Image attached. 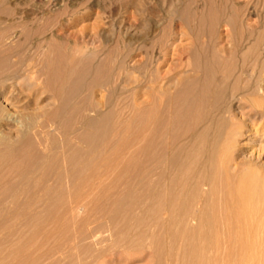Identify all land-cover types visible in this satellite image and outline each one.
Returning <instances> with one entry per match:
<instances>
[{"label":"rangeland","instance_id":"rangeland-1","mask_svg":"<svg viewBox=\"0 0 264 264\" xmlns=\"http://www.w3.org/2000/svg\"><path fill=\"white\" fill-rule=\"evenodd\" d=\"M0 52V264H264V0H0ZM214 148L222 245L203 247L186 220ZM241 168L253 222L229 190Z\"/></svg>","mask_w":264,"mask_h":264},{"label":"bare ground","instance_id":"bare-ground-1","mask_svg":"<svg viewBox=\"0 0 264 264\" xmlns=\"http://www.w3.org/2000/svg\"><path fill=\"white\" fill-rule=\"evenodd\" d=\"M1 53V52H0ZM16 73V72H15ZM10 79H11V77L9 76V75H2V77H1V79H0V84H2L3 82H9L10 81ZM10 83V82H9ZM158 84V83H157ZM1 86V85H0ZM147 89V88H146ZM214 89V88H213ZM216 91V90H215ZM156 93H159V94H161L164 98L165 97H167V93H166V90H165V88H163V86L162 85H160V84H158V85H154V86H151V93H150V95L153 97ZM213 93V92H212ZM211 94V93H210ZM215 96H216V94H215ZM214 95L212 96V97H210L209 96V102H208V109H211L212 108V105H214V103H213V101L215 100V98H213V97H215ZM154 98V97H153ZM98 101V100H97ZM152 101H153V99H152ZM158 100H156V102H157ZM155 102V101H154ZM156 102H155V105H157L156 104ZM160 102V101H159ZM158 103V102H157ZM164 105L163 103H158V105ZM152 106V105H151ZM154 107V106H153ZM162 107V106H161ZM194 107H196V103H193V104H190V105H188V107L186 108V109H184L183 110V112L182 113H180L179 114V117L180 118H183V119H187V118H190V117H192V116H194V113H195V111H194ZM201 109V108H200ZM163 113V111L160 113V112H157V111H155L153 108H152V111L151 112H149V117H150V119H151V124L149 125V130H150V134H151V138H150V144H149V151H150V153H149V162H151V170H150V172H151V177H150V183L152 184V185H154V184H161V183H164L166 180H167V175H168V171H169V166H168V163H169V160H168V153L167 152H163L161 155H160V157L157 155V152L155 151V149H156V145L157 144H155V136H156V134H158V133H160V131L165 127V125H166V119L164 118L165 116V113H164V115L162 114ZM195 116H197V115H195ZM169 118V117H168ZM200 119H202V117L200 118ZM144 120V119H143ZM202 122V121H201ZM94 123V121H90L89 122V124H93ZM149 124V123H148ZM190 127V126H189ZM163 131V130H162ZM43 133V132H42ZM163 136V135H162ZM159 137H160V135H159ZM159 139V138H158ZM217 141V140H216ZM216 141H215V143H216ZM164 143V142H163ZM77 145V144H76ZM167 146V145H166ZM164 148V147H163ZM216 150L217 149H215L214 148V150L212 149L211 151V153H210V156H209V160H207V162H205V166H209V173H208V176H207V178H204V184L205 185H210V188L211 187H213V188H211L212 190H211V194L209 193H205V194H207L208 195V197H205V195H204V197H203V201L202 200H200V201H202V202H200V203H202V204H197V205H199V207L197 206L195 209H194V211L193 212H190V213H187V211H186V213L187 214H189V217H188V221L186 220V217L184 218L183 216V218H184V222H185V220H186V222H188L189 224H190V222H195V225H193V226H195L194 227V229L193 230H195V232L196 231H200L199 233L200 234H202V232L204 233V236H203V238H202V240H201V244H202V246L203 245H213L214 243H216V242H218V244H221L218 240H220L218 237V240L216 241V239L217 238H215L216 236H214V231L218 228V226H217V224H218V222L216 223V226H217V228H215V230H214V224H215V222H214V224L212 223V221H211V217H213V216H215V214H216V216L217 215H220L219 213L221 212V207H220V209H219V207L218 206H215L214 205V203H210L211 202V200H213V202H215L214 201V199H211V195L214 197V195L218 192V189H219V186H218V184H216V183H218L219 182V180H217V170H219V169H217L218 167L217 166H223V167H225L224 166V164H225V160L226 159H223V156H222V159H220V155H221V153L219 154L218 152L217 153H215L216 152ZM218 150H220V149H218ZM162 151H164V150H162ZM165 151H166V148H165ZM169 151V150H168ZM215 151V152H214ZM221 151V150H220ZM170 154V153H169ZM187 158H188V155H187V153H185L184 151H180V152H178V153H176L174 156H173V158H172V162L174 163V164H178V165H180V164H182V163H184L186 160H187ZM224 158H225V156H224ZM177 165V166H178ZM183 165V164H182ZM173 166H175V165H173ZM180 168V167H179ZM181 168H182V166H181ZM234 169V168H233ZM181 170V169H180ZM220 171V170H219ZM239 172H241L242 174H241V177L239 178V180L236 182V184H234V185H227V186H229V190H230V194L233 196V197H235L236 199H234V200H237L236 202H237V205L238 206H240L239 208H241L242 209V212L243 213H245V214H243L242 212H241V210H240V212L244 215V216H246V218L247 219H250L251 220V218L256 214V210H255V207L257 206H255V203H254V201H255V199L258 197L257 195H258V190L257 189H255L254 187L255 186H252V183L254 182V181H256V179H257V175H256V173L252 170H245V168H241V170L239 169ZM150 174V173H149ZM202 178V177H201ZM203 181V180H202ZM259 181V180H258ZM210 183V184H209ZM256 183V182H255ZM258 183V182H257ZM151 185V186H152ZM221 185V184H220ZM162 186V185H161ZM167 187V186H166ZM161 188V187H160ZM162 188H163V186H162ZM165 188V187H164ZM163 188V190H165ZM209 188V187H208ZM226 190H227V187H226ZM210 191V190H209ZM161 192V190L159 191V193ZM163 192V191H162ZM161 192V193H162ZM171 193H172V191H170ZM158 193V192H157ZM158 193V194H159ZM261 193H263V192H261ZM163 194V193H162ZM166 194V193H165ZM157 194H155V196H156ZM164 195V194H163ZM206 195V196H207ZM262 195V194H261ZM172 196V195H171ZM168 198H169V195L167 196ZM206 198V199H205ZM153 199V198H152ZM157 199V198H156ZM195 199V198H194ZM201 199V198H200ZM193 200V199H192ZM194 202H195V200H194ZM199 202V201H198ZM256 203H258V202H256ZM233 205V204H232ZM221 206V205H220ZM234 206V205H233ZM169 208V207H168ZM174 208V207H173ZM173 208H171L172 210H173ZM175 209V208H174ZM182 209V208H181ZM180 209V210H181ZM184 209H186V208H184ZM183 209V210H184ZM227 209V208H226ZM168 210V209H167ZM188 210V209H187ZM164 211V210H163ZM192 211V210H191ZM162 212V211H161ZM168 212V211H167ZM167 212H165V213H167ZM171 212V211H170ZM180 212V211H179ZM223 212V211H222ZM224 213V212H223ZM222 213V214H223ZM162 214H164V213H162ZM168 214V213H167ZM181 214H182V212H181ZM185 214V212L183 213V215ZM215 216V217H216ZM220 217H221V215H220ZM223 217V216H222ZM183 218H182V221H183ZM173 219V218H172ZM180 219V218H179ZM215 218L213 217V220H214ZM217 219V218H216ZM219 219V218H218ZM174 220V219H173ZM216 221V220H215ZM252 221V220H251ZM250 221V222H251ZM221 222V221H220ZM219 222V223H220ZM247 222V221H246ZM253 222V221H252ZM188 223L186 224V226L188 225ZM221 225H222V223H220ZM220 224H218V225H220ZM246 224H248V223H246ZM253 224V223H252ZM176 225V224H175ZM182 225V224H181ZM220 225V226H221ZM248 225H250V227H251V224L249 223ZM172 226V225H171ZM183 226V225H182ZM220 226H219V229H221L220 228ZM253 226V228H255V227H257L256 225H252ZM248 227V226H247ZM188 228V227H187ZM182 229H184L185 230V226H184V228L182 227ZM256 229V228H255ZM258 229V228H257ZM187 230V229H186ZM191 230V229H190ZM214 230V231H213ZM202 231V232H201ZM254 231V230H253ZM194 236V235H193ZM196 239V238H195ZM196 241V240H195ZM223 241V240H222ZM221 241V242H222ZM197 242V241H196ZM196 242H195V244H196ZM223 243V242H222ZM198 244H200V243H198ZM200 244V245H201ZM216 245V244H215ZM222 245V244H221ZM195 246H197V245H195ZM214 246V245H213ZM204 247V246H203ZM211 247V246H210Z\"/></svg>","mask_w":264,"mask_h":264}]
</instances>
